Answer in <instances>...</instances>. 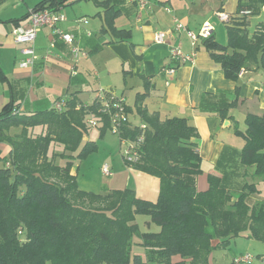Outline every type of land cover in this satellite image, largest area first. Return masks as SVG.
Listing matches in <instances>:
<instances>
[{"label":"trees","instance_id":"1","mask_svg":"<svg viewBox=\"0 0 264 264\" xmlns=\"http://www.w3.org/2000/svg\"><path fill=\"white\" fill-rule=\"evenodd\" d=\"M66 1L47 0L33 10H54ZM263 6L264 0H237L235 12L223 22L226 43H220L213 31L201 38L227 80L237 82L245 69L264 70V21L250 30L243 15L246 11L258 15ZM105 31L120 41L129 37L112 23ZM5 80L0 69V81ZM145 88L135 106L140 123L128 121L119 138L134 141L138 126L145 125L136 161L124 162L159 179L154 202L136 197L128 188L94 194L77 186L71 174L73 153L79 149L78 156L83 157L96 149L90 141L82 144L88 131L85 118L100 117L101 133L109 128L97 99L83 105L72 98L63 101L60 111L52 106L31 114L19 113L13 102L2 108L0 144L10 150L4 156L0 149V264H210L212 251L237 237L264 243V200L258 188L264 182V111L248 114L245 130L234 131L244 140L238 164L250 168L245 183L236 189L233 184L238 180H231L238 173L232 169L209 174L207 189L199 192L196 179L202 174V159L196 128L184 117L161 120L158 114H149L139 103ZM234 105L224 104L223 117L230 118L227 113ZM124 108L129 116L125 104ZM11 129L18 131L10 135ZM55 144L63 149L57 163L52 161ZM220 162L221 158L219 166ZM137 215L148 216L159 230L141 232ZM136 247L144 251V258L135 253Z\"/></svg>","mask_w":264,"mask_h":264},{"label":"crops","instance_id":"2","mask_svg":"<svg viewBox=\"0 0 264 264\" xmlns=\"http://www.w3.org/2000/svg\"><path fill=\"white\" fill-rule=\"evenodd\" d=\"M8 1L0 5V13ZM45 1L22 0L26 6L22 16L8 13L5 18H0V23L12 24H5L0 30V52L13 54L5 64L0 58V69L6 78L0 81V112L10 102L18 106L22 114L49 110L56 101L65 102L72 98L83 105H90L107 93L125 97L129 122L137 125L140 123L135 110L137 95L145 93L147 85L148 91L139 102L142 108L149 114H158L161 120L184 117L197 130V149L202 159V174L196 179L197 191L207 189L209 174L229 173L232 169L240 176L237 185L233 184L236 189L240 188L241 181L242 185L245 183L250 168L238 164L244 140L236 139L234 131L240 130L238 125L242 117L245 122L248 114L261 115L264 111V70L255 67L245 69L237 82L227 80L221 66L201 44V39L197 42L193 62L178 65L171 60V46L179 45L185 55L192 52L190 40L185 32L175 29L173 18L194 32L190 19L198 13L193 7L198 0H148V5L143 8L129 0H67L51 10L55 14L69 12L56 27L74 35L75 44L87 52V57L75 63L69 46L60 40L51 47L53 30L43 27L35 40L37 61L33 67L21 69L17 63L21 47L12 30L18 26L25 27L29 12ZM208 2L199 0L198 7L203 8ZM222 11L227 15L233 14L225 12L223 7ZM215 13L218 11L212 10L211 14ZM109 23L117 30L128 31V39L120 41L106 32ZM206 23H211L210 17H205L194 27L199 31ZM211 26L215 32L214 24ZM159 32L166 33L163 44L154 42V36ZM171 67L174 73L168 75L166 70ZM122 87L125 89L119 90ZM85 89L89 91L85 92ZM118 91H121V96L117 95ZM131 92H135L133 105L127 103ZM91 93L97 97L91 103L85 102L83 97ZM226 102H235L227 113L230 118L223 117ZM135 119L137 122L133 121ZM0 149L4 156L10 150L7 144H0ZM132 171L137 179L133 189L136 197L156 201L159 179ZM134 251L144 258L141 248L136 247ZM214 251L216 249L210 254V264H213Z\"/></svg>","mask_w":264,"mask_h":264},{"label":"rangeland","instance_id":"3","mask_svg":"<svg viewBox=\"0 0 264 264\" xmlns=\"http://www.w3.org/2000/svg\"><path fill=\"white\" fill-rule=\"evenodd\" d=\"M86 3V2H83ZM199 0L195 2L194 10L198 11V13L192 16L191 26L194 28V32L197 34V29H195L194 25L198 24L199 21L204 20V18L210 17V25L214 24L215 28V36L217 40L225 44L226 43V27L225 24L218 19L217 13L212 15L213 12L219 13V10L223 7L225 12L234 13L236 10L237 0H209L208 4L203 8L198 7ZM84 5V4H82ZM91 5V4H89ZM197 6V7H196ZM91 7V6H90ZM26 8L25 3L22 0H9L7 6L0 13V18H5L8 16V13L11 16H22ZM68 9V8H66ZM70 9V8H69ZM69 12L60 13L65 19L66 15ZM249 20V28L252 30L255 25L264 21V10L258 15L247 14L245 15ZM6 25L12 26L10 23H5ZM0 23V30L2 31L4 25ZM15 29V28H14ZM13 29V30H14ZM12 30V31H13ZM4 34L6 31H3ZM89 33V32H87ZM86 33V34H87ZM90 34V33H89ZM18 45L22 47V44ZM18 56V55H16ZM0 58H3V63L13 58V54L11 55L8 52H0ZM82 58L80 57L79 60ZM89 70V68L87 69ZM264 72V71H263ZM87 73V71H86ZM264 81V77H263ZM82 88V87H80ZM128 88V87H126ZM125 89L122 87L123 90ZM88 89H85V92H88ZM118 96H121V91H118ZM135 92H131L129 98L127 99V103L133 105ZM97 97V94L91 93V95H85L83 100L87 103L93 102V100ZM123 99L126 101L125 97ZM95 117V116H94ZM95 119V118H94ZM87 118L85 121L87 122ZM138 119L133 120L137 122ZM240 130L245 129L244 118L239 121L238 125ZM88 128L87 135L84 137L82 144L86 141H90L96 145V149L94 151L89 152L86 156L79 157L78 152H74L72 156V175L75 176L77 186L79 189L84 190L86 192H92L94 194H107L112 191H121L125 189H134V185L137 182L136 173L133 172V168L126 166L123 155H125L127 148L129 147V142L122 141L116 134L112 133V131L107 128L106 131L101 133V128L103 127L102 123H98L97 127H91L86 124ZM18 129H11L9 132L10 135H14ZM236 139L242 141V138L236 135ZM61 154H63L62 146L55 144L53 146L52 153V161L57 163L60 161ZM205 166L207 167V162H205ZM103 165H108L111 168L112 175L104 176L101 172V167ZM215 167V165H214ZM240 179V176L232 177V182H236ZM259 190L261 197L260 199L264 200V182L259 183ZM254 197V196H253ZM250 204L255 203V200H251ZM135 222L137 223L141 232H157L159 228L150 221V218L146 215H137ZM251 256V261L246 264H264V243L247 237H237L232 239L230 243L224 248H218L214 251L213 256V264H233V259L239 256Z\"/></svg>","mask_w":264,"mask_h":264},{"label":"built area","instance_id":"4","mask_svg":"<svg viewBox=\"0 0 264 264\" xmlns=\"http://www.w3.org/2000/svg\"><path fill=\"white\" fill-rule=\"evenodd\" d=\"M132 3H135L139 7L143 8L148 5V0H129ZM167 11H169L166 8ZM264 10V6L262 7ZM250 14L249 11L243 13V15ZM218 19L222 22H226L229 20V15L225 13H217ZM65 18L60 14L53 13L50 9H38V10H31L28 15L27 25L25 27L18 26L12 31V35L15 41L23 46L19 50V59L17 61L18 67L21 69H28L33 67L35 62L38 59V56L35 51V40L37 33L43 27H49L52 31V40H51V47L54 46L56 40H60L65 43L70 48V52L73 56L74 62L77 63V60L81 57H87V52L75 44V37L70 33H66L61 29L57 28L56 25L59 22H63ZM174 27L177 31H183L186 33L188 39L190 40V45L192 47V52L189 55H185L182 53L181 48L179 45L171 46L169 49L171 60L174 63L185 64L191 63L194 60L196 55L195 49L199 39H203L209 36L212 32L213 27L206 23L204 24L198 33H194L190 31L182 22H180L177 18H173ZM87 36L89 34L87 33ZM165 32H159L154 36V42L158 44L165 43ZM168 75H172L174 73V68L171 67L166 70ZM101 103L102 112L106 114L109 120V129L112 133L116 134L118 137L121 134L122 126L128 123L129 118L124 108V99L123 97H116L113 95H109L107 97H99L97 99ZM64 107V102L61 100L56 101L53 104V108L57 111H60ZM95 118V119H94ZM98 123L101 122L100 117L91 116L87 120V124L90 127H97ZM140 134L134 141H127L129 142V147L126 150L125 155L123 158L128 163H133L136 161L137 157V147L140 143L144 140V130L146 129L144 124H140L139 126ZM126 141V140H122ZM101 172L104 176H111V168L108 165H103L101 167ZM251 261V256H239L233 259V264H246Z\"/></svg>","mask_w":264,"mask_h":264}]
</instances>
